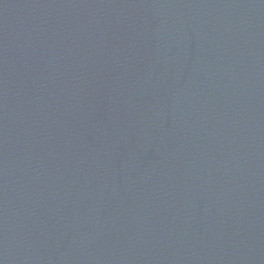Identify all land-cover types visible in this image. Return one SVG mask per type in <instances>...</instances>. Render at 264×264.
<instances>
[{
  "label": "water",
  "instance_id": "obj_1",
  "mask_svg": "<svg viewBox=\"0 0 264 264\" xmlns=\"http://www.w3.org/2000/svg\"><path fill=\"white\" fill-rule=\"evenodd\" d=\"M0 264H264V0H0Z\"/></svg>",
  "mask_w": 264,
  "mask_h": 264
}]
</instances>
